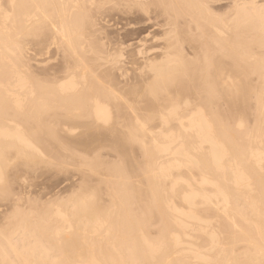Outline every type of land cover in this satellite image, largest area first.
Segmentation results:
<instances>
[{"label":"bare ground","instance_id":"obj_1","mask_svg":"<svg viewBox=\"0 0 264 264\" xmlns=\"http://www.w3.org/2000/svg\"><path fill=\"white\" fill-rule=\"evenodd\" d=\"M0 264H264V0H0Z\"/></svg>","mask_w":264,"mask_h":264}]
</instances>
